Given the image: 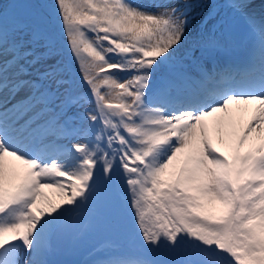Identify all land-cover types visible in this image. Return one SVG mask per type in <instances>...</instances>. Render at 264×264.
<instances>
[{
  "label": "snow or ice",
  "instance_id": "6c2138e0",
  "mask_svg": "<svg viewBox=\"0 0 264 264\" xmlns=\"http://www.w3.org/2000/svg\"><path fill=\"white\" fill-rule=\"evenodd\" d=\"M0 264H264V0H0Z\"/></svg>",
  "mask_w": 264,
  "mask_h": 264
},
{
  "label": "rangeland",
  "instance_id": "374dc122",
  "mask_svg": "<svg viewBox=\"0 0 264 264\" xmlns=\"http://www.w3.org/2000/svg\"><path fill=\"white\" fill-rule=\"evenodd\" d=\"M10 0H2V2H9ZM23 7V6H22ZM240 44H243V41L242 40H240V39H238L237 41H236V43L234 44V46H238V45H240ZM245 45V44H244ZM77 83H78V85L81 87V89H82V91L83 90H86L85 88H84V86L83 85H80L79 84V81H77Z\"/></svg>",
  "mask_w": 264,
  "mask_h": 264
},
{
  "label": "trees",
  "instance_id": "16d2710c",
  "mask_svg": "<svg viewBox=\"0 0 264 264\" xmlns=\"http://www.w3.org/2000/svg\"><path fill=\"white\" fill-rule=\"evenodd\" d=\"M17 3H24L26 2V0H16ZM49 2H51V0H49ZM22 6V5H21Z\"/></svg>",
  "mask_w": 264,
  "mask_h": 264
}]
</instances>
